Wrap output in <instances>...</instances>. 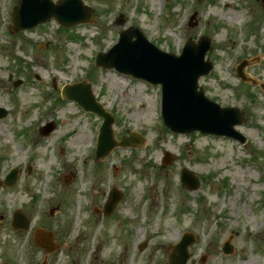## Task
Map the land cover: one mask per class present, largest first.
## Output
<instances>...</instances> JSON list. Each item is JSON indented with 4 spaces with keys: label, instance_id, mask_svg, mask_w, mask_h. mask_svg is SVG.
<instances>
[{
    "label": "rangeland",
    "instance_id": "374dc122",
    "mask_svg": "<svg viewBox=\"0 0 264 264\" xmlns=\"http://www.w3.org/2000/svg\"><path fill=\"white\" fill-rule=\"evenodd\" d=\"M84 2L94 9L93 25L66 29L50 20L11 34L16 0H0V107L8 110L0 119V178L20 166L19 180L0 188V264H168L181 231L195 237L186 264H264V174L250 155L253 148L264 168V2ZM121 13L126 22L118 25ZM132 26L176 54L189 37L211 38L207 58L214 67L199 86L222 106L246 112L247 120L235 126L246 146L166 130L160 122V85L94 66L96 53L108 50L120 31ZM242 59L247 60L244 73L257 84H243L231 74ZM83 80L115 116V138L141 132L140 146H117L96 160L100 118L62 98L66 84ZM52 120L55 130L42 135L40 127ZM166 151L173 154L169 165L162 164ZM184 167L201 179L198 189L182 186ZM113 187L123 192L115 211L96 212L103 211ZM17 207L32 218V228L53 230L62 248L46 255L34 243H22L26 232L10 227ZM52 207H57L54 215ZM168 236L172 240L164 243ZM226 241L233 245L230 254L223 251Z\"/></svg>",
    "mask_w": 264,
    "mask_h": 264
},
{
    "label": "water",
    "instance_id": "95a60500",
    "mask_svg": "<svg viewBox=\"0 0 264 264\" xmlns=\"http://www.w3.org/2000/svg\"><path fill=\"white\" fill-rule=\"evenodd\" d=\"M52 16L69 26L93 19V12L81 0H62L58 4H53L50 0H21L13 13L12 32L33 27L47 21ZM131 33L130 31L123 32V38L118 45L108 53L99 54L97 64L108 67L116 66L120 70L144 76L153 82H162L165 89L164 120L172 130L184 132L199 129L202 132L227 133L242 137L235 131L234 125L244 122L245 112H241L236 107H221L207 98L202 90H197L198 77L208 73L212 67L210 61H205V54L210 47L208 38L202 39L203 42L200 45L191 41L186 45L183 55L178 57L147 45L140 33L136 34L138 40L132 43L131 35L136 32L132 31ZM63 93L65 97L76 98L88 109L96 110L108 117L102 127L97 150L98 157L106 155L117 145H135L136 141L142 140L135 135L132 136V140L131 137L124 138L120 142L114 139L111 128L113 118L95 101L89 84L68 85ZM6 114L7 110L0 108V118ZM53 127V123L47 124L43 128V133L48 134ZM170 160L171 156L168 155L165 163H169ZM16 178L17 173L15 172L7 178L6 183L13 184ZM182 181L189 189L199 186V179L186 168L182 170ZM121 198L122 193L114 189L111 199L106 204L107 214L113 211ZM13 226L26 228L28 220L23 214H16ZM37 236L39 244L52 247L51 232L40 229ZM192 241V236L188 235L175 245V251L170 257V264L186 263L188 257L186 248ZM225 251H232V246L229 243L226 244Z\"/></svg>",
    "mask_w": 264,
    "mask_h": 264
},
{
    "label": "bare ground",
    "instance_id": "6f19581e",
    "mask_svg": "<svg viewBox=\"0 0 264 264\" xmlns=\"http://www.w3.org/2000/svg\"><path fill=\"white\" fill-rule=\"evenodd\" d=\"M240 66V64L238 65V67ZM61 136H63V134L61 135ZM75 142L76 141H78V140H74ZM81 141V140H80ZM50 145V144H49ZM157 149H161V147L160 146H157L156 147ZM125 151V150H124ZM147 158V157H146ZM145 157H142L141 159L142 160H144V162H146L147 164H150V158H147L146 159ZM65 166H67V164H65ZM139 204H137V206H138ZM166 227L168 228L169 226H168V224H166ZM142 227H140L139 229H138V234H140L141 233V231H142ZM167 232H168V235L171 233V231L169 230V228H168V230H167ZM153 234H154V231L152 230V236H153ZM170 240H172V238L170 237V236H168V237H163V242L164 243H166V242H168V241H170ZM107 256L108 255H106V254H103V257H102V260H106V258H107ZM126 264H130V262L129 261H127L126 262Z\"/></svg>",
    "mask_w": 264,
    "mask_h": 264
},
{
    "label": "flooded vegetation",
    "instance_id": "af4514ba",
    "mask_svg": "<svg viewBox=\"0 0 264 264\" xmlns=\"http://www.w3.org/2000/svg\"><path fill=\"white\" fill-rule=\"evenodd\" d=\"M10 225H11V222H10ZM16 232H19V231H16Z\"/></svg>",
    "mask_w": 264,
    "mask_h": 264
}]
</instances>
